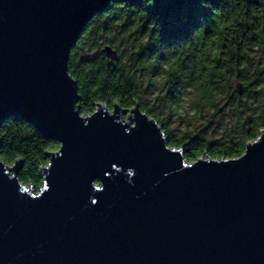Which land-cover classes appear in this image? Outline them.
I'll list each match as a JSON object with an SVG mask.
<instances>
[{"label":"water","instance_id":"water-1","mask_svg":"<svg viewBox=\"0 0 264 264\" xmlns=\"http://www.w3.org/2000/svg\"><path fill=\"white\" fill-rule=\"evenodd\" d=\"M112 1L0 0V127L60 145L39 192L0 158V264H264V130L238 158L188 163L138 104L81 114L71 53Z\"/></svg>","mask_w":264,"mask_h":264},{"label":"trees","instance_id":"trees-1","mask_svg":"<svg viewBox=\"0 0 264 264\" xmlns=\"http://www.w3.org/2000/svg\"><path fill=\"white\" fill-rule=\"evenodd\" d=\"M118 53L113 63L102 53ZM69 72L78 82L82 115L98 103L140 109L151 90L169 110L188 103L209 124L178 135L164 124L171 148L185 147V160L234 159L264 129V0H113L88 24L71 53ZM239 86V90H238ZM229 112L234 130L213 138L214 119ZM22 118L0 127V158L22 161L18 177L35 191L42 187L47 155L59 149Z\"/></svg>","mask_w":264,"mask_h":264},{"label":"rangeland","instance_id":"rangeland-1","mask_svg":"<svg viewBox=\"0 0 264 264\" xmlns=\"http://www.w3.org/2000/svg\"><path fill=\"white\" fill-rule=\"evenodd\" d=\"M156 97L157 92L151 90L147 95L146 103L155 109L156 116L151 118H153L162 129L164 124H168L171 131L181 135L183 133L194 132L209 124V115L195 114L194 111L189 109L187 102L181 103L178 108L169 110L167 107L163 106L161 101L159 99L157 100ZM235 127L236 121L230 113L227 112L223 118L214 119L211 129L209 130L210 136L219 138L226 132L234 130ZM261 133L260 131L259 136Z\"/></svg>","mask_w":264,"mask_h":264}]
</instances>
